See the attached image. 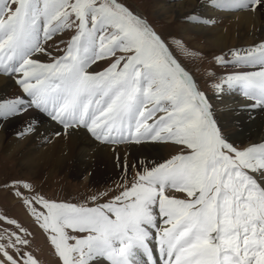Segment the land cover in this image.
Instances as JSON below:
<instances>
[{
  "label": "snow or ice",
  "instance_id": "obj_1",
  "mask_svg": "<svg viewBox=\"0 0 264 264\" xmlns=\"http://www.w3.org/2000/svg\"><path fill=\"white\" fill-rule=\"evenodd\" d=\"M186 19L215 22L195 13ZM215 59L225 67L259 66L224 75L214 92H238L249 107H264V42ZM101 60H109L106 68L89 70ZM0 76L21 92L0 98V119L35 110L64 129L56 136L82 127L106 145L179 146L163 162L129 165L117 156L123 178L104 203L98 201L108 193L56 202L14 182V195L31 207L62 264H264V142H231L172 46L121 0H0ZM38 124L29 119L17 137L35 135ZM29 243L26 234L0 233V264H38L24 251Z\"/></svg>",
  "mask_w": 264,
  "mask_h": 264
},
{
  "label": "bare ground",
  "instance_id": "obj_2",
  "mask_svg": "<svg viewBox=\"0 0 264 264\" xmlns=\"http://www.w3.org/2000/svg\"><path fill=\"white\" fill-rule=\"evenodd\" d=\"M157 5L163 14L173 12L182 16L194 9L198 18L215 21L211 24L190 22L191 33L188 36H192L189 39H196L194 44L197 49L227 51L264 42V6L254 11L221 10L208 7L205 0H161ZM198 38L202 40L197 42ZM41 56L38 54V59ZM258 70L259 66H242L238 71ZM20 94V89L12 80L0 76V98L10 99ZM211 103L221 107L215 112L223 125L235 122L246 130L238 132L237 141H264V107H249L252 101L238 92L228 91L220 96L214 94ZM31 118L39 121L37 133L18 138L17 133ZM57 132L64 133V129L35 110L23 116L0 119V151L16 161L22 171L33 176L45 178L60 174L82 176L90 181L100 176L104 180L123 176L116 163L117 156L121 163L126 160L129 165L138 161H156L161 157L159 144L106 145L95 141L82 127L60 136L55 135ZM133 171L130 169L129 173L133 174Z\"/></svg>",
  "mask_w": 264,
  "mask_h": 264
},
{
  "label": "rangeland",
  "instance_id": "obj_3",
  "mask_svg": "<svg viewBox=\"0 0 264 264\" xmlns=\"http://www.w3.org/2000/svg\"><path fill=\"white\" fill-rule=\"evenodd\" d=\"M128 6L134 13L142 16L146 21L160 34L176 53L179 61L189 69L199 85L200 90L204 91L210 98L215 94L214 85L220 82V79L229 73L238 71L242 68L237 67L234 69L232 66L220 65L215 57L229 53L227 51L197 49L194 44L196 41L189 39L191 33L189 25L190 22L186 17L195 13L194 9L178 16L173 12L162 13L157 5L161 0H121ZM182 25H185L183 27ZM67 37H65L66 39ZM202 39L198 38L197 42ZM176 41H181L182 44H176ZM186 46L188 50L195 53L189 55L181 49ZM63 47V45H61ZM54 50V49H53ZM38 58V57H37ZM40 61L48 62L46 56H41ZM109 60H101L90 67V71L99 72L108 66ZM215 109H220L218 105H213ZM216 118L219 116L216 114ZM220 125L224 128L227 135L230 137L231 142L237 146H249L258 144L253 142H241L235 138L240 134L238 132H245L243 127L237 123H225L219 121ZM253 126L254 124H249ZM244 130V131H243ZM248 131V130H247ZM161 147V157L156 161L163 162L170 158L172 155L179 151V146L171 143L159 144ZM56 175V174H55ZM47 176L39 178L22 171L21 167L16 161L9 159L6 154L0 151V233H17L20 235L26 234V239L29 240V245L24 249L26 253H30L37 261L38 264H62V260L55 252L54 246L50 243L49 233L42 229L36 222L35 216L32 214L30 206L23 204L22 200L14 195L12 185L14 182L30 183L32 189L37 196H43L50 201L56 202H80L86 198H90L94 193H108L99 199V203L111 200L116 194V185L120 184L123 176L104 180L103 177H96L90 181L84 179L82 176ZM132 173H129L128 179L130 180ZM125 183L127 181H124ZM4 185H8L7 188ZM25 191V195L31 199V194ZM39 209V205L36 206ZM13 221L14 223H10ZM23 229V231H21ZM72 235H80L79 233H72Z\"/></svg>",
  "mask_w": 264,
  "mask_h": 264
}]
</instances>
